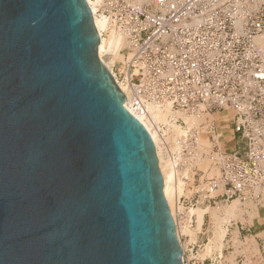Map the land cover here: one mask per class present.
I'll return each mask as SVG.
<instances>
[{
    "label": "water",
    "instance_id": "water-1",
    "mask_svg": "<svg viewBox=\"0 0 264 264\" xmlns=\"http://www.w3.org/2000/svg\"><path fill=\"white\" fill-rule=\"evenodd\" d=\"M99 44L87 0H0V264H185Z\"/></svg>",
    "mask_w": 264,
    "mask_h": 264
},
{
    "label": "built area",
    "instance_id": "built-area-1",
    "mask_svg": "<svg viewBox=\"0 0 264 264\" xmlns=\"http://www.w3.org/2000/svg\"><path fill=\"white\" fill-rule=\"evenodd\" d=\"M101 3L97 15L129 42L125 77L116 81L125 83L132 113L152 103L188 112L233 109L243 154H220V173L202 196L220 190L225 201L247 200L264 191V48L255 38L264 32V0Z\"/></svg>",
    "mask_w": 264,
    "mask_h": 264
},
{
    "label": "rangeland",
    "instance_id": "rangeland-1",
    "mask_svg": "<svg viewBox=\"0 0 264 264\" xmlns=\"http://www.w3.org/2000/svg\"><path fill=\"white\" fill-rule=\"evenodd\" d=\"M129 1L135 2V0ZM148 1L150 0H140V4L145 6L149 4ZM104 24L106 30L107 22L105 21ZM259 44L263 45V43ZM100 51H109L118 56L113 60L112 70L118 80L122 81L125 77L126 64L125 61L120 60L124 59L123 55L126 56L128 51L124 36L120 32L114 33L109 28L107 33L102 35ZM226 109H229V114L221 117ZM201 112L203 119L200 124H192V126L191 123L189 124L181 118L177 119V123L186 131L185 136H181L185 140V146L180 147L181 150H178L180 153L177 150L174 153L169 151L162 159V166L166 169L168 164L173 162V159H177L178 153L180 154V156L178 155L180 160L176 164V172L177 183L178 185L183 183V190L177 199V205H180L183 209L175 211V216L181 233L180 241L185 248L184 262L187 264H264V262H259L260 253L263 252V245L259 241H255L250 251L244 250V242L252 236V232L245 225L251 222V219H249L250 210H248L246 202L250 199L253 200L254 197L240 201L238 199L242 207L235 209L234 217L222 223V228L226 230L223 239L215 238L214 233L217 227L215 224L217 223L213 212L221 213V216H224L226 212L222 209V205H224L223 198L217 196L221 193L220 190L211 198L202 196L206 188V182L209 178L219 175L221 153L231 154L237 152L242 155L245 144L234 131V111L232 108L226 107L220 110L213 109ZM160 127L168 132L171 131V128L166 124H161ZM172 137L173 141L178 139L177 137H180V135L173 133ZM205 141H209L211 146L209 150L201 151L200 145L202 144L200 143ZM168 148H170L169 145ZM194 152H201V155L196 158L193 156ZM211 168L212 172H210ZM214 169L217 170L216 173H213ZM233 200L235 203V199ZM233 200L225 202L229 204ZM241 212L242 214L238 215ZM244 212L245 216L243 215Z\"/></svg>",
    "mask_w": 264,
    "mask_h": 264
},
{
    "label": "bare ground",
    "instance_id": "bare-ground-1",
    "mask_svg": "<svg viewBox=\"0 0 264 264\" xmlns=\"http://www.w3.org/2000/svg\"><path fill=\"white\" fill-rule=\"evenodd\" d=\"M87 1L91 7L93 14H94V22H95V25H96L99 33H100V42H101L102 35H105L109 28H111L114 33H117L118 31L110 25V21L106 17H104L102 14L97 15V9H99V7L102 5V3H101L102 0H87ZM150 1H148V2H150ZM130 3H132L135 6H139V7H141L143 5V4H140V0H135V2L132 1ZM105 21L107 22V25H106L107 29L106 30H105V24H104ZM255 38H256V41L258 44L264 43V32L257 35ZM125 42H126V45L128 46L129 42L126 38H125ZM105 49H107V47H105ZM99 55H100L101 59L104 61V63L108 66V68L112 71L115 79L118 81L116 74L112 70L113 60L118 56L116 54L110 53L109 51H105V52L100 51V44H99ZM123 57H124V59L120 60V61L126 60V56L123 55ZM120 88L123 90V92L125 94H127V87H126L125 83H120ZM229 112H230L229 109H226V111H224L221 114V117H225L226 115L229 114ZM133 113L147 128V130L149 131L151 138L153 140L155 150H156V154L158 157L159 167H160V170H161L162 175H163L164 195L168 201L171 213H172L174 220L176 222L177 232H178V235L180 237L181 233H180L178 222H177V219L175 216V211H177V210L180 211L183 209L180 205H177V201H178L177 199H178L179 195L182 193V190H183L182 189V186H183L182 182H184V181L180 182L182 184L178 185L176 164H178L177 162L180 160L178 157V155L180 156V154H179L180 151H178V150L180 149V147L185 146L184 145L185 140L181 136H185L186 131H184L181 128V126L177 123V119L181 118L184 121L189 122V124L191 123V125L192 124H200L202 122V119H203L202 112L201 111L188 112L185 110H173L169 106H163L162 107L158 104L152 103V104H147L146 109H144L143 111H138V112L136 111ZM195 113H197V114H195ZM161 124H166L168 127L171 128V131L168 132V131L164 130L163 128H161L160 127ZM225 124H226V122H225ZM193 128H195V127H193ZM173 133H178L180 135V137H177L178 139H174L172 141V139H173L172 134ZM200 144H202V145H200L201 151H207V150H209V148L211 146V143L209 141H205V142H202ZM168 145L170 146V148H168ZM176 150L179 152L177 155V159L172 158L173 162L171 164L169 163L167 168L164 169L162 166L163 157L165 155H167L169 153V151L171 153H174V151L176 152ZM171 153H170V155H171ZM200 153L201 152H194L193 156L197 158L199 155H201ZM175 157H176V155H175ZM216 171L217 170L214 169L213 173H216ZM250 206L252 207V204ZM240 208H241L240 202L238 201V199H235V203L232 205H228V204L222 205V209L226 212V214L224 216H221V213H217L216 211L213 212V216L216 219L215 221L217 223V224H215L217 227H216V230L214 233L216 239H222V237L225 235L226 230L224 228H222V226H221L222 223L225 222L226 220L230 219L231 217H234L235 209H240ZM222 209H220V210H222ZM181 245H182L183 251H185V248H184V245L182 242H181ZM185 264H187V263H185Z\"/></svg>",
    "mask_w": 264,
    "mask_h": 264
},
{
    "label": "crops",
    "instance_id": "crops-1",
    "mask_svg": "<svg viewBox=\"0 0 264 264\" xmlns=\"http://www.w3.org/2000/svg\"><path fill=\"white\" fill-rule=\"evenodd\" d=\"M260 46L264 48V43L263 45L260 44ZM210 172H212V168ZM232 203H234V200L231 201V203L229 204L226 203L225 200L223 202L224 205L226 204L232 205ZM246 204H248L247 207H248V210H250L249 219H251V222L250 223L248 222V224H245V225L249 228L250 232H252L251 233L252 236L247 238V240L244 242V250L250 251V249H252V246H254L255 241L257 242L259 241L260 244L263 245L262 246L263 252L260 253V260H259V262L262 263L264 262V191L260 192V194L254 197L253 200L251 199L248 200ZM251 204H252V207L250 206ZM241 214L242 212L238 215H241ZM243 215L245 216V212L243 213ZM232 261H233V257H232Z\"/></svg>",
    "mask_w": 264,
    "mask_h": 264
}]
</instances>
